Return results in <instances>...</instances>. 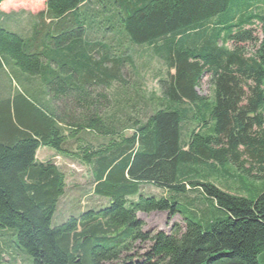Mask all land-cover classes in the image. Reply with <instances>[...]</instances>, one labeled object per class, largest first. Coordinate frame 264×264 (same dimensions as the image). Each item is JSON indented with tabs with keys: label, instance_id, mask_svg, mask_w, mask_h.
<instances>
[{
	"label": "trees",
	"instance_id": "trees-1",
	"mask_svg": "<svg viewBox=\"0 0 264 264\" xmlns=\"http://www.w3.org/2000/svg\"><path fill=\"white\" fill-rule=\"evenodd\" d=\"M93 1L46 0L29 38L0 24V70L7 58L48 104L0 97V229L33 264H264V0H99L97 12ZM107 13L129 46L149 45L167 69L162 105L130 120V136L97 89L123 80L125 59L91 37ZM205 75L212 100L198 94ZM208 113L215 125L204 133ZM200 115L204 125L183 141ZM41 148L86 166L107 204L53 226L67 178L37 159ZM226 166L247 196L209 182ZM144 185L172 196L146 197ZM187 186L211 218L183 207ZM154 212L185 226L145 231L139 214Z\"/></svg>",
	"mask_w": 264,
	"mask_h": 264
},
{
	"label": "rangeland",
	"instance_id": "rangeland-1",
	"mask_svg": "<svg viewBox=\"0 0 264 264\" xmlns=\"http://www.w3.org/2000/svg\"><path fill=\"white\" fill-rule=\"evenodd\" d=\"M45 2L46 0H7L0 6V12L2 13L0 24L6 30L29 38L33 35V25L36 23L37 15L46 10ZM92 3L88 5L92 10L97 12V7L100 4L99 0H94ZM112 18L111 13H107L104 20H111V24L108 23L109 20L106 22L107 25L102 23L104 25L101 26L102 29H94L91 37L93 41H102L107 44L111 49L112 55L116 54L117 57L122 56L125 59L122 67L123 80L122 83H115L109 91H106L104 87L97 89L101 93L106 92V95L110 99V106L112 108L107 111V115L112 113V117L115 116L120 123L121 129L119 128V130L124 135L130 136L132 134V131L129 129L131 124L129 122L130 120H135L138 117V119L144 121L151 114L152 107L162 105V92L159 87V81L166 77L167 69L163 61L155 57L153 48L149 45L129 46L128 41L119 31V26L116 22L113 24ZM97 20H100V18ZM245 47L249 54L255 52L252 47ZM96 57L98 58V56ZM3 62L5 63L4 68L0 70V97L14 99L23 95L34 104L48 105L47 101L38 93L36 87L33 89L23 81L25 77L30 76L25 75L18 67L11 64L7 58H3ZM37 81H40V79ZM213 90L211 76L205 75L201 86L198 88V94L207 100H212L214 96ZM189 106L187 105L186 107ZM58 112L60 117L70 115V112L67 114V110H58ZM191 116H196L194 111ZM205 116L207 120L200 115L195 119L194 124L192 121L184 124L185 138L182 133L183 141L187 140L191 130L198 127V125H204V120L208 123L204 133L209 132L214 127L215 122L210 119L209 113L208 115L205 114ZM207 127H209L208 130ZM38 159L42 161L48 159L53 160L58 168L65 173L67 178L65 196L59 202L58 210L53 220V226L62 225L71 216L79 215L87 210L98 209L107 204L106 200L94 195L93 179L90 171L80 162L67 159L49 148L40 149L38 151ZM217 169L218 171L216 170L209 175V182L223 191H230L234 194L247 196L246 192L242 191V183L235 180L234 169H231L230 166H226L225 168L218 167ZM242 180L241 182L246 186L251 183L246 177H243ZM144 186V195L146 197L153 196L161 199L163 197L171 198L170 196H172L152 185ZM186 193L184 196H181V203L182 205L184 204L183 207H187L190 211L193 210L196 213L204 211L208 215H206V218L212 217L210 215L211 205L205 202L206 197H203V194L199 190H193L187 186ZM178 196L176 197L178 198ZM135 200L138 201V197ZM139 218L145 223L144 230L148 232L163 231L170 234L174 225L185 226L183 217L179 214L174 217H169L168 213L163 212L150 214L140 213ZM7 232L11 233L10 231L0 229V234L6 233L0 236L1 264H33L32 259L28 255L25 253L23 255L16 250L12 241L13 235L7 234ZM144 248V246H141L140 255H143L145 252L146 248Z\"/></svg>",
	"mask_w": 264,
	"mask_h": 264
},
{
	"label": "crops",
	"instance_id": "crops-1",
	"mask_svg": "<svg viewBox=\"0 0 264 264\" xmlns=\"http://www.w3.org/2000/svg\"><path fill=\"white\" fill-rule=\"evenodd\" d=\"M46 3V2H45ZM42 149V148H41ZM47 149V148H46ZM40 151V150H39ZM37 159H38V153H37ZM39 160V159H38ZM48 160H50V159H48ZM40 162H45V161H47V160H45V161H42V160H39Z\"/></svg>",
	"mask_w": 264,
	"mask_h": 264
}]
</instances>
